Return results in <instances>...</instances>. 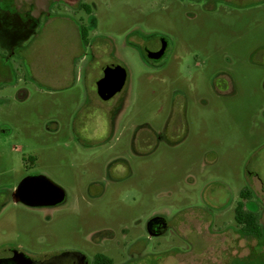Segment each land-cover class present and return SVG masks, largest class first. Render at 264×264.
Masks as SVG:
<instances>
[{
	"label": "rangeland",
	"instance_id": "1",
	"mask_svg": "<svg viewBox=\"0 0 264 264\" xmlns=\"http://www.w3.org/2000/svg\"><path fill=\"white\" fill-rule=\"evenodd\" d=\"M5 2L38 24L19 41L27 62L12 56L0 75V256L40 260L85 237L90 263L264 264V0H0L2 51L23 37L9 36ZM111 64L128 82L103 101ZM22 158L40 160L61 203H14ZM243 202L261 238L242 235ZM159 217L168 231L151 238ZM123 229L135 252L95 244Z\"/></svg>",
	"mask_w": 264,
	"mask_h": 264
},
{
	"label": "flooded vegetation",
	"instance_id": "2",
	"mask_svg": "<svg viewBox=\"0 0 264 264\" xmlns=\"http://www.w3.org/2000/svg\"><path fill=\"white\" fill-rule=\"evenodd\" d=\"M4 13H5L4 22L8 32L10 33L9 36L20 35L23 37L19 38L16 41L13 39V37L10 38L9 41L10 50L2 51V53L0 54V58H2L4 62V66L2 68V74L0 72V75H2L3 77L7 75L6 67L9 64L7 65L6 63L10 62L11 60L10 58L12 56H19V58L23 60V64L27 62L25 60V57H22L25 50L23 49L22 45H19V41L30 40L32 36L31 34L34 32V30L37 29V24H38V19L30 11L28 12L21 11V9H19L16 5H11L9 2L4 3ZM161 48H162V43L160 47L154 50V52L161 50ZM12 68L13 66H11V69ZM96 91H97V86H96ZM150 141L151 140L149 137L145 139L146 146L150 145ZM149 149L150 147L144 148V151L146 152L145 153L146 156L148 155ZM22 161L24 162V164L21 165L22 168L21 170H23L22 173L23 177H21L20 180L18 179V183L16 182L14 184L15 187H13L12 190V197L14 198L15 201L14 203L18 204L19 202L22 201L34 207L49 206V205H35V204L52 200V198L56 194L55 187L58 188L60 187L54 184V182H52L50 179L45 177L43 174L38 173V169L39 167H41V162L39 159L29 158L28 160H26V158L25 159L22 158ZM15 170L16 173L17 171H21L15 168V169H10L9 172H13ZM6 173H8V171H6ZM1 192L2 191L0 190V194ZM166 225H167L166 219L161 217L156 219L152 218L146 221L145 231L148 232L151 238L160 237L167 233L168 227ZM241 231L243 236L248 235L247 233L244 232V230ZM102 237H104V239H98L97 241L94 240L96 245H101L102 243L104 245L107 242L110 243L112 242V245L115 248L118 247L121 249L124 247L127 252H135L138 243H140L137 236L136 237L130 236V231L126 229H123V231H119V233L115 231H110L104 233ZM122 239H124V241H122ZM76 242L77 245L73 246L72 249L57 251L54 254L46 255L43 259L40 260H35L27 256L21 250L9 249L7 250L8 252L6 253V255L0 256V264H28L29 261H33L35 262V264H92L90 263L88 255L86 254V251L89 248L88 240L85 239L84 237L82 238V240L79 241L76 240ZM139 249L143 250L141 248Z\"/></svg>",
	"mask_w": 264,
	"mask_h": 264
},
{
	"label": "water",
	"instance_id": "3",
	"mask_svg": "<svg viewBox=\"0 0 264 264\" xmlns=\"http://www.w3.org/2000/svg\"><path fill=\"white\" fill-rule=\"evenodd\" d=\"M167 46V41L162 39L161 50L157 52L149 51L148 58L151 61L159 62L165 55ZM103 73L104 76L97 82V92L103 101H109L124 90L128 82V73L123 67L115 64L108 65ZM55 190L56 194L52 200L35 205H55L61 203L65 197L63 190L58 187H55ZM28 264H35V262L29 261Z\"/></svg>",
	"mask_w": 264,
	"mask_h": 264
},
{
	"label": "trees",
	"instance_id": "4",
	"mask_svg": "<svg viewBox=\"0 0 264 264\" xmlns=\"http://www.w3.org/2000/svg\"><path fill=\"white\" fill-rule=\"evenodd\" d=\"M82 7L90 12V9L87 6L83 5ZM81 37L83 41L87 43V29L83 25L81 26ZM1 53L2 49L0 47V54ZM252 196L253 192L251 190H246L242 193V198L245 200H250ZM236 218L237 223L241 226V229L244 230L245 233L257 238H261L263 236V228L259 222L260 215L250 209H247L244 202L238 204V207L236 208ZM92 264H114V262L109 256L99 254L94 258Z\"/></svg>",
	"mask_w": 264,
	"mask_h": 264
}]
</instances>
